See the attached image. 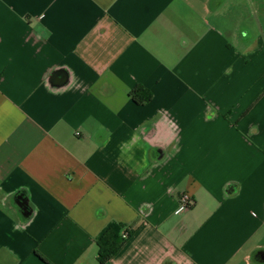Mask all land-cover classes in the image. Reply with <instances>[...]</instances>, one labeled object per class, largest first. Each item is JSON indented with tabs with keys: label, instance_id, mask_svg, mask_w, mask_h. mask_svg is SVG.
<instances>
[{
	"label": "crops",
	"instance_id": "crops-1",
	"mask_svg": "<svg viewBox=\"0 0 264 264\" xmlns=\"http://www.w3.org/2000/svg\"><path fill=\"white\" fill-rule=\"evenodd\" d=\"M111 223L107 264H264V0H0V264Z\"/></svg>",
	"mask_w": 264,
	"mask_h": 264
},
{
	"label": "trees",
	"instance_id": "trees-1",
	"mask_svg": "<svg viewBox=\"0 0 264 264\" xmlns=\"http://www.w3.org/2000/svg\"><path fill=\"white\" fill-rule=\"evenodd\" d=\"M131 97L137 104H144L151 100V95L144 89H136ZM125 235L123 236V231ZM134 230L126 228L123 224L111 223L99 235L98 264H107L120 251L124 243L132 237Z\"/></svg>",
	"mask_w": 264,
	"mask_h": 264
},
{
	"label": "built area",
	"instance_id": "built-area-1",
	"mask_svg": "<svg viewBox=\"0 0 264 264\" xmlns=\"http://www.w3.org/2000/svg\"><path fill=\"white\" fill-rule=\"evenodd\" d=\"M79 135V134H77ZM194 205V200L192 199L191 196H189L188 194H184L181 196L180 200H179V206L177 208V210L175 211L176 215H179L187 210H189L192 206ZM125 230L123 231V236L125 235Z\"/></svg>",
	"mask_w": 264,
	"mask_h": 264
}]
</instances>
